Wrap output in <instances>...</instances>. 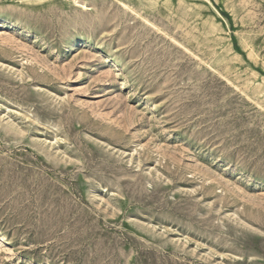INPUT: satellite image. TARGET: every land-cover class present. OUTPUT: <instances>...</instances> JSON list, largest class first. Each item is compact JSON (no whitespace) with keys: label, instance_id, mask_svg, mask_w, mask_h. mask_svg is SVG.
<instances>
[{"label":"rangeland","instance_id":"obj_1","mask_svg":"<svg viewBox=\"0 0 264 264\" xmlns=\"http://www.w3.org/2000/svg\"><path fill=\"white\" fill-rule=\"evenodd\" d=\"M0 264H264V0H0Z\"/></svg>","mask_w":264,"mask_h":264},{"label":"bare ground","instance_id":"obj_2","mask_svg":"<svg viewBox=\"0 0 264 264\" xmlns=\"http://www.w3.org/2000/svg\"><path fill=\"white\" fill-rule=\"evenodd\" d=\"M67 1L74 2V3H78L79 2V0H67Z\"/></svg>","mask_w":264,"mask_h":264}]
</instances>
